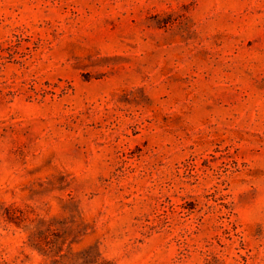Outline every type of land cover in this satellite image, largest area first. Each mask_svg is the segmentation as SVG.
Here are the masks:
<instances>
[{"label":"rangeland","instance_id":"obj_1","mask_svg":"<svg viewBox=\"0 0 264 264\" xmlns=\"http://www.w3.org/2000/svg\"><path fill=\"white\" fill-rule=\"evenodd\" d=\"M0 264H264V0H0Z\"/></svg>","mask_w":264,"mask_h":264}]
</instances>
